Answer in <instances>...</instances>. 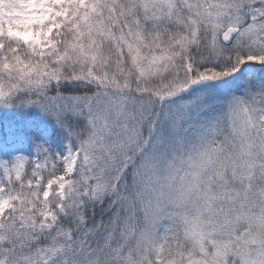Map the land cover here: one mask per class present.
I'll list each match as a JSON object with an SVG mask.
<instances>
[{
	"label": "snow or ice",
	"instance_id": "obj_1",
	"mask_svg": "<svg viewBox=\"0 0 264 264\" xmlns=\"http://www.w3.org/2000/svg\"><path fill=\"white\" fill-rule=\"evenodd\" d=\"M0 264H264V0H0Z\"/></svg>",
	"mask_w": 264,
	"mask_h": 264
}]
</instances>
